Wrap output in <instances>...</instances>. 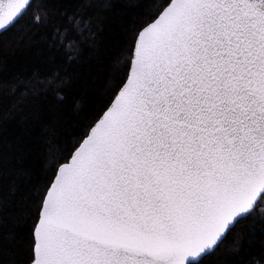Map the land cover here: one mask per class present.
Wrapping results in <instances>:
<instances>
[{
	"label": "snow or ice",
	"instance_id": "obj_1",
	"mask_svg": "<svg viewBox=\"0 0 264 264\" xmlns=\"http://www.w3.org/2000/svg\"><path fill=\"white\" fill-rule=\"evenodd\" d=\"M51 5L72 10L70 25L100 55L92 27L137 7ZM32 8L0 0V42ZM143 15L123 25L109 89L84 130L62 143L79 111L44 125L52 163L20 211L3 187L0 134V264H205L242 222L264 225V0H159ZM0 73L3 99L31 83L6 62Z\"/></svg>",
	"mask_w": 264,
	"mask_h": 264
},
{
	"label": "trees",
	"instance_id": "obj_2",
	"mask_svg": "<svg viewBox=\"0 0 264 264\" xmlns=\"http://www.w3.org/2000/svg\"><path fill=\"white\" fill-rule=\"evenodd\" d=\"M31 16L22 20L11 36V42H0V63L6 62L8 72L19 78H31V83L18 87L16 95L9 93L3 99L0 89V134L7 137L10 167L3 177V187L15 205L21 210L24 200H30L36 186L44 183L52 161L48 158L50 148L43 140L44 125L54 123L59 113H75L80 116L72 124V136H65L67 143L83 131L86 112H94L102 105L110 86L113 68L120 57L119 38L125 23L132 24L144 19L159 0H134L136 12L127 19V13L118 11L109 15L92 31L97 32V44L103 55L91 46L87 34H80L70 25L68 16L72 10L53 7L51 0H32ZM139 5H143L142 7ZM37 9L39 11L37 12ZM44 17L37 25L32 17ZM67 28V39L55 36ZM20 41V43H17ZM69 42L73 47L69 48ZM3 73H0V79ZM14 82V81H13ZM28 95L16 107L13 101L20 92ZM0 141V146L3 145ZM244 221L228 237L205 264H264V225L257 223L249 229ZM244 229L243 235H238Z\"/></svg>",
	"mask_w": 264,
	"mask_h": 264
}]
</instances>
